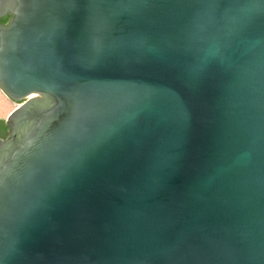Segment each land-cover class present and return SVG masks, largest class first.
<instances>
[{
    "label": "water",
    "instance_id": "1",
    "mask_svg": "<svg viewBox=\"0 0 264 264\" xmlns=\"http://www.w3.org/2000/svg\"><path fill=\"white\" fill-rule=\"evenodd\" d=\"M7 14L0 264H264V0Z\"/></svg>",
    "mask_w": 264,
    "mask_h": 264
},
{
    "label": "rangeland",
    "instance_id": "2",
    "mask_svg": "<svg viewBox=\"0 0 264 264\" xmlns=\"http://www.w3.org/2000/svg\"><path fill=\"white\" fill-rule=\"evenodd\" d=\"M18 102L8 99L0 90V116H5L11 109L17 106Z\"/></svg>",
    "mask_w": 264,
    "mask_h": 264
},
{
    "label": "flooded vegetation",
    "instance_id": "3",
    "mask_svg": "<svg viewBox=\"0 0 264 264\" xmlns=\"http://www.w3.org/2000/svg\"><path fill=\"white\" fill-rule=\"evenodd\" d=\"M8 18H9V15L8 14L0 17V23L1 24H5L6 21L8 20Z\"/></svg>",
    "mask_w": 264,
    "mask_h": 264
},
{
    "label": "crops",
    "instance_id": "4",
    "mask_svg": "<svg viewBox=\"0 0 264 264\" xmlns=\"http://www.w3.org/2000/svg\"><path fill=\"white\" fill-rule=\"evenodd\" d=\"M7 97V96H6ZM8 98V97H7ZM9 99V98H8ZM14 109V108H13ZM11 109L5 116H0V118H3L4 119V122L6 121V118L8 116V114L13 110Z\"/></svg>",
    "mask_w": 264,
    "mask_h": 264
},
{
    "label": "trees",
    "instance_id": "5",
    "mask_svg": "<svg viewBox=\"0 0 264 264\" xmlns=\"http://www.w3.org/2000/svg\"><path fill=\"white\" fill-rule=\"evenodd\" d=\"M7 136H8V127L6 128V131H5V134H4V138L3 139H5Z\"/></svg>",
    "mask_w": 264,
    "mask_h": 264
}]
</instances>
